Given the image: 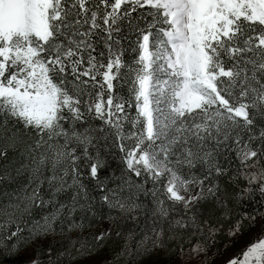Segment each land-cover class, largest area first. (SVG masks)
I'll return each instance as SVG.
<instances>
[{
	"label": "snow or ice",
	"instance_id": "obj_1",
	"mask_svg": "<svg viewBox=\"0 0 264 264\" xmlns=\"http://www.w3.org/2000/svg\"><path fill=\"white\" fill-rule=\"evenodd\" d=\"M0 185V246L81 233L48 264L102 247L105 210L133 264L205 252L224 224L201 205L264 204V0H0ZM226 264H264V224Z\"/></svg>",
	"mask_w": 264,
	"mask_h": 264
},
{
	"label": "rangeland",
	"instance_id": "obj_2",
	"mask_svg": "<svg viewBox=\"0 0 264 264\" xmlns=\"http://www.w3.org/2000/svg\"><path fill=\"white\" fill-rule=\"evenodd\" d=\"M221 218L223 217L221 216ZM111 222L112 221L105 218L99 219L95 228L88 229L86 232H88V236L98 235L101 231L112 229ZM262 224H264V219H262V217H259L257 220H255L254 225L242 224L240 231L232 237L234 241H232L233 244L239 247L242 246V252L248 244L253 242L254 238L261 234ZM228 229H226V231H228ZM79 235L81 234H79L78 231L67 232L65 229L64 232H60L58 230L54 234H49L47 236H37L35 239L31 240L29 244L25 245L23 249L16 253L14 263L32 264L34 259H40L43 261V264H48L50 256L55 257L61 250L68 247L69 240L71 238H75ZM227 236L229 237L230 235ZM121 239L119 241L114 239L113 242H110L111 245H109V247H95L90 252L78 254L75 260L69 261L67 259H63L66 260L64 264H133V261L130 262L127 259V255H119L122 252L123 245L125 243L124 239ZM107 243L109 242H105V244ZM148 247L149 251L147 253L139 255L135 258V264H159V261H163V259H165V250L162 248V246L153 248L151 245H149ZM226 249H228V247H226ZM53 250L54 253H52ZM230 250L231 251H228V253L225 252L222 256H218L217 259L206 260V257L210 255L211 252V249L207 247L205 252H201L195 257L198 258V263L200 264H226V262L233 256V247H231ZM185 256L194 255L184 253V255L179 259L180 264H184V261L182 260L185 259ZM205 260L207 262H205ZM189 262V264H198L191 262L190 258Z\"/></svg>",
	"mask_w": 264,
	"mask_h": 264
},
{
	"label": "trees",
	"instance_id": "obj_3",
	"mask_svg": "<svg viewBox=\"0 0 264 264\" xmlns=\"http://www.w3.org/2000/svg\"><path fill=\"white\" fill-rule=\"evenodd\" d=\"M125 59L126 60L129 59V57L125 56ZM131 111L133 114H135V107L134 106L131 109ZM12 154L13 153L11 151H9V156H11ZM120 155L121 154L118 151H116L114 157L113 156L108 157V162H109V165L111 168L118 169L120 167L117 164V160H118ZM107 174H108V168L103 170L100 175L105 176ZM22 179L26 181V175L24 177H22ZM17 183H18L17 181H13L12 183L5 182V185L7 186V188L9 190H11V189L17 187ZM91 184H92V182L89 181L90 186H91ZM5 185H0V187H4ZM229 187H231V186H229ZM260 200H261L260 196L256 195L255 202L246 201L245 203L247 204V207H242V206L237 207L234 210L231 218L227 221H225L223 218H221V212L219 210L215 212V215H210V211L213 208L212 204L205 203V204L201 205L202 219H208L211 224L217 225V226L219 224H224L223 229H221L214 237L208 239V241H207L208 247L211 249V252H210V255H208L206 257V260L207 259H210V260L217 259L218 256L220 257V255L222 256L225 252L228 253V251H231L230 250L231 247H233V256L241 252L242 246L241 247L235 246L233 244V242H234L232 239L233 236L228 237L227 235H229L228 233H229L230 228L235 226L237 220H242L243 225L253 224V222L251 220L243 219V213L244 212H247L251 215V214H253V212L256 208H259L260 212L264 213V204L260 203ZM105 213H106V210H105V212H99L96 217L89 218L86 221V224L90 223L91 227L90 228L85 227L82 235L88 236V232H86V231H88V229L95 228L97 221L99 219L105 218ZM137 214H139V210H137ZM259 217H261V216L257 215L256 220ZM111 224H112L111 225V228H112L111 229V236H109L106 240H104L102 242V244H103L102 248L103 247L104 248L109 247V245H111L110 242H113L114 239H117V241H119L122 238L121 240L124 239V241H125V238H126L128 231L134 227V225L131 221H124V220H121L118 222L112 221ZM226 229H228V231H226ZM117 233H120V235L117 236ZM79 234H81V233L79 232ZM24 235H27V233H24ZM213 240H214V242H213ZM30 242H31V240L28 243L21 245V246H18L16 248H13L11 246V244H9L8 246H0V264H15L14 258L16 257V253L19 252L21 249H23L24 246L29 244ZM105 242H109V243L105 244ZM230 242H232V243H230ZM178 243H184L185 251L183 253L180 251L179 247L177 246ZM194 243H196V238H193L191 243H187L184 241H167L162 246V248H164V250H165V259H163V261H159V264H180L179 259L184 255V253L185 254H193L191 252V248H192V244H194ZM226 247H228V249H226ZM52 253H54V250L52 251ZM138 256H136V257H138ZM189 258H190L191 262L198 263L197 257L185 256V259L182 260V261H184V264L190 263ZM127 259L130 262H132L133 256L127 255ZM206 260H205V262H207ZM65 261L66 260L61 259L57 262V264H64ZM198 264H200V263H198Z\"/></svg>",
	"mask_w": 264,
	"mask_h": 264
}]
</instances>
